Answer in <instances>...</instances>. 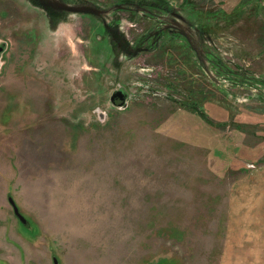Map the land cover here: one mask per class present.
<instances>
[{
  "label": "rangeland",
  "instance_id": "374dc122",
  "mask_svg": "<svg viewBox=\"0 0 264 264\" xmlns=\"http://www.w3.org/2000/svg\"><path fill=\"white\" fill-rule=\"evenodd\" d=\"M64 1L96 14L0 0V264H264L224 244L237 168L264 161V0ZM178 7L202 61L167 34L121 57L93 17L145 46Z\"/></svg>",
  "mask_w": 264,
  "mask_h": 264
},
{
  "label": "crops",
  "instance_id": "0c3cea01",
  "mask_svg": "<svg viewBox=\"0 0 264 264\" xmlns=\"http://www.w3.org/2000/svg\"><path fill=\"white\" fill-rule=\"evenodd\" d=\"M255 156H259L258 161L249 170L247 167L241 171L237 182L232 184L224 229L228 255L235 253V258L242 263L253 256L257 258L259 250L264 254V161L260 155Z\"/></svg>",
  "mask_w": 264,
  "mask_h": 264
},
{
  "label": "flooded vegetation",
  "instance_id": "af4514ba",
  "mask_svg": "<svg viewBox=\"0 0 264 264\" xmlns=\"http://www.w3.org/2000/svg\"><path fill=\"white\" fill-rule=\"evenodd\" d=\"M28 2L31 4H35L36 6H39L40 9L44 11L45 15L48 17H51V19L56 18L57 20H60L58 21L59 23H61L62 20H64L62 19V17H60V15L62 16L63 14H66V13L83 15L84 13L82 11L86 9L85 4L68 3L64 0H28ZM145 5H148V6L151 5L153 7L154 5L157 6V3L155 0H150L149 2H145ZM91 8L95 10L94 6ZM165 8H166V4L165 6H161L160 8H157V9H161L164 11ZM177 10L178 12L173 13L172 16H170L169 18H167L166 16L155 14L154 12L148 11L149 12L148 14L151 17L152 16L158 17L161 23L158 24L154 30H151L148 32V34L144 38V41H142L145 46H140L142 45L140 44L134 47L129 46L124 34L119 30L117 26L107 25L105 21L101 19L102 16H93V17L95 18L97 17L98 20L102 22L101 26H102L103 31H105L108 35H110L111 39L113 40V44L116 46L115 48L117 49V52L121 54V57L122 56L124 58L133 57L137 55L136 54L137 52L140 53L142 50H147V49L149 50L151 47L157 45L158 41L163 37L164 34H167L170 38L177 37L179 38L180 41L184 40L187 43V45L192 48L195 56L200 61H202L201 54L204 55L206 50L203 51L202 47L201 49H199V40L197 41L196 38L193 36L191 28L189 26H186V28H184L185 22L182 17L183 15L179 11L180 8ZM49 14H51V16ZM87 15L88 14H84L82 17L86 19V17H88ZM19 19L20 21H25L24 24L27 23L28 25H30L32 23L31 18L28 16H19ZM47 20H50V18H47ZM117 24L119 23H116V25ZM38 30H40V28H38ZM6 48L7 47H6L5 42L3 40H0V67H2L1 65L4 64L3 63V52H5ZM114 62L115 60H113V63ZM117 91L120 92V90H116L114 92H117ZM122 93L124 94L125 101H126L128 96H126L125 92H122Z\"/></svg>",
  "mask_w": 264,
  "mask_h": 264
},
{
  "label": "water",
  "instance_id": "95a60500",
  "mask_svg": "<svg viewBox=\"0 0 264 264\" xmlns=\"http://www.w3.org/2000/svg\"><path fill=\"white\" fill-rule=\"evenodd\" d=\"M88 9V10H87ZM84 11L94 13L96 14V11L91 8V7H86ZM111 103L116 106V107H124L125 105V96L124 94L120 91L114 92L110 98ZM8 203L12 208L13 214L15 215L16 219L23 224L24 226H28L27 220L22 216V214L19 212L18 207L16 206L14 200L9 196L8 197ZM53 264H59L58 260L53 257L52 258Z\"/></svg>",
  "mask_w": 264,
  "mask_h": 264
},
{
  "label": "trees",
  "instance_id": "16d2710c",
  "mask_svg": "<svg viewBox=\"0 0 264 264\" xmlns=\"http://www.w3.org/2000/svg\"><path fill=\"white\" fill-rule=\"evenodd\" d=\"M253 150L251 151L250 155L253 157V160H255L254 163H256L258 160L255 158V155H260L259 154V149L256 148V147H253L252 148ZM252 164V163H251ZM247 167V164L245 165V168L241 167V168H237L238 170H241V171H244ZM158 264H176V263H173V260H168V259H165V260H162L160 263Z\"/></svg>",
  "mask_w": 264,
  "mask_h": 264
}]
</instances>
